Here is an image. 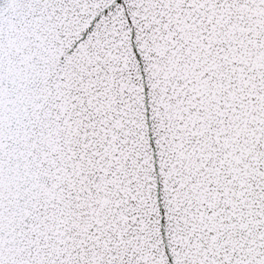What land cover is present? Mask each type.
<instances>
[{"label":"snow or ice","instance_id":"1","mask_svg":"<svg viewBox=\"0 0 264 264\" xmlns=\"http://www.w3.org/2000/svg\"><path fill=\"white\" fill-rule=\"evenodd\" d=\"M0 264H264V0H0Z\"/></svg>","mask_w":264,"mask_h":264}]
</instances>
